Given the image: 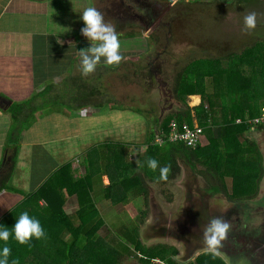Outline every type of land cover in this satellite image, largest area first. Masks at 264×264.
<instances>
[{"label": "trees", "instance_id": "obj_1", "mask_svg": "<svg viewBox=\"0 0 264 264\" xmlns=\"http://www.w3.org/2000/svg\"><path fill=\"white\" fill-rule=\"evenodd\" d=\"M233 1L242 4L244 0ZM233 1L228 3L235 4ZM104 4L105 0H101L98 10L101 11ZM142 5L144 4L139 6ZM143 7L150 9L148 5ZM109 14L106 12L105 15ZM135 34L137 33L127 32L117 35L118 38H130ZM244 50L245 52L241 50L232 54L227 52L221 55V58L197 57L177 71L172 88L176 109L161 121L155 118L153 122L158 123V127L154 130L150 128L140 143L134 142L136 158L133 161L112 151L109 143H96L85 150L82 159L85 165L83 175L72 177L69 164L63 163L34 191L24 193L22 200L0 224L10 227L21 211H27L30 216L40 221L46 236L42 239H31L28 244H19L10 236L7 242L11 250L9 260L15 257L18 264H118L120 257L133 253L143 264H154L150 262L154 257H159L169 264H179L174 258L177 256L174 247L167 244L149 247L142 245L138 235L139 225L132 219L121 217L126 223L129 222L120 224L119 230L123 238L114 242L112 237L110 241L111 233L108 227L102 229L104 215L99 212L93 200V179L96 184L101 185L102 197L109 201L110 210L117 214L123 212L124 204L140 199L142 204L146 203L149 183L156 182L163 186L175 178L180 164L186 165L194 174L205 180L206 186H201L200 190L206 198L222 192L226 194L225 198L229 199H245L256 195L258 184L254 181L258 175V178L263 175L262 161L256 142L244 134L249 131V119L260 116L264 107V40L255 41ZM222 60L224 63H221ZM221 64L227 66L222 67ZM244 64L249 68V73L243 72ZM109 70L112 73L117 71L116 66L108 67L107 71ZM96 77L98 80L91 82L89 88L79 81L77 95L85 103L98 107L100 103L97 94L101 92L100 89L106 87L102 72ZM190 94H198L201 98L198 104L191 107L186 103V96ZM15 106L12 110H15ZM116 107L125 110L127 106L115 100L110 102V109ZM128 110L141 112L140 109L132 107ZM172 119L179 123L186 122L188 126H192L195 119L202 127L208 143L188 147L181 141L170 142L166 138H163V143L155 142L158 132H168ZM236 119L240 121L236 122ZM254 129L258 131L264 127L256 124ZM142 145L144 148L140 149ZM11 155L13 162L15 152ZM146 157L157 159L161 166H170L166 181L158 179V168L155 171L147 168L144 163ZM3 168L0 190L9 187L6 182L11 176V170L8 171V167ZM93 173L96 175L93 176ZM103 174L109 179L106 185L101 183L100 176ZM225 181L228 186L224 187ZM51 184L53 187H50ZM95 191H98L97 187ZM161 191L167 202L172 201L170 193L164 192V189ZM71 194L76 196L78 209L73 215H68L61 210L60 205L64 198ZM97 195L101 196V192ZM40 200L44 201V206L39 204ZM137 209L141 218L139 219L143 222L146 209H142L140 205ZM111 213L112 211L108 215ZM137 251L142 255L137 256ZM29 255L32 256V261H26ZM194 261L196 264H226L211 252L200 253Z\"/></svg>", "mask_w": 264, "mask_h": 264}, {"label": "rangeland", "instance_id": "obj_2", "mask_svg": "<svg viewBox=\"0 0 264 264\" xmlns=\"http://www.w3.org/2000/svg\"><path fill=\"white\" fill-rule=\"evenodd\" d=\"M85 1L88 2L87 0ZM94 1V7L98 9V0ZM229 1L233 0H175L174 3H170V0H105V4L102 5L103 9L101 11L104 13L105 20L113 24L117 34L122 35L127 32L137 33L133 37H130L131 39L134 38V42L128 41V37L119 38L120 41H125V43L128 41L126 46L128 49L129 47L131 48L132 43H137V45L132 48L133 50L125 51L129 56L134 57V61L133 59L130 60L126 57L127 61L133 62L130 64L127 63L126 67H123V69L120 65L117 72H111V75H107L110 78L105 81L104 86L106 88L102 95L105 102L110 100V102L113 103L115 100L121 102L123 106L126 105L132 108H138L140 106V108H142L141 112H130L141 118L147 117V122L131 125V131H134L136 129L135 127H137L139 132H145L146 135L152 126L151 123H153V120L155 119V113L153 115V112L149 111L152 106L156 108L155 112L157 114L159 107L166 108L169 105L174 106L170 100V97H174L172 90L174 85V75L187 62L197 57L214 59L216 57L221 58V55L227 52L230 54L241 50L245 52L246 49L244 50V48L247 46L253 45L255 41L264 40V0H244L242 4L235 3L234 1L233 3L235 4H229L231 3ZM59 3L62 5L63 1L60 0ZM141 3L145 6H150V9L143 7L144 5L140 7L139 5H141ZM137 5L139 7H136ZM72 6L77 7V9L80 6V11H82L85 4L81 3V0H75L72 2ZM77 9H71V11L74 12V15H71V20L77 17ZM60 11L62 12V15H60V22H63V17L67 13L66 8L63 7ZM106 12L110 14L107 16L105 15ZM250 12L256 14L257 21L256 27L251 31L246 30L243 27V17ZM148 13H150L152 18L148 19ZM76 21L79 22L78 31L73 34L76 42H79L80 44L85 42L90 43L80 33V28L83 23L80 19V15H78V19H75V22ZM63 28H66V26H63ZM219 60L221 61V59ZM222 61L223 62L221 63H224V60ZM221 66L224 67L227 65L223 66L221 64ZM242 67L244 73H249V68L245 64ZM93 79L98 80L97 77L92 76L90 82H93ZM150 79H152V81ZM148 81H150V83ZM106 82L107 84L109 83V85H106ZM168 89H170V97L165 94L168 93ZM144 90L149 92L145 93ZM108 92L112 93L111 96ZM186 99L188 106L191 107L195 105L191 104L188 95L186 96ZM200 100L201 98H199L198 101L200 102ZM156 103H158V105ZM144 109L148 110L145 111ZM88 110L89 109H87V112ZM102 111L104 112V110ZM102 111L99 108H90L89 112L98 114L100 112L102 113ZM161 113L162 112L159 111V115ZM84 114L85 112L80 110V115ZM121 115L126 116V114ZM93 116L95 115L90 114L83 117L80 119L79 123H82L83 126L85 123H107V114L101 119L98 117L92 118ZM112 124L110 126L108 124V126H105L102 129H97V131L91 132L90 138L97 140L102 139V142L109 143L112 151L124 155L127 159L133 161L136 158L134 152L135 149H133L134 142L140 143L143 139L139 137L135 140L122 141L118 137L123 136L122 130L125 129L127 131L128 123L117 121ZM251 127L252 126L250 125L249 128ZM259 132L262 131H254L251 136L259 135ZM244 135H249L248 138H251L248 133H245ZM111 136H115L116 139L111 138ZM207 143L206 140L205 143H201L199 146L206 145ZM143 148L144 145L140 147V149ZM262 154H264V152H262ZM78 162H80V159L79 161H75V168L77 171L75 170L74 172L77 174V177L85 173L83 166L80 163L78 164ZM262 164L264 166L263 157ZM257 178L254 181V183L258 184L257 188L259 189L261 185L264 189V177L260 175L258 181ZM103 181H106L104 177ZM226 182L227 181L223 183L224 187L226 185L228 186ZM149 184L147 202L145 203L143 201L145 204H142L140 199V201L137 200L136 202H131L127 205L124 204L125 210L122 214V216L126 215L125 219H132L134 222L138 223L139 240L144 246H153L157 244L154 241L160 238L158 233L161 231L162 226L169 224L168 216H172L178 206H181L182 208L183 200H186V197H183L184 189L187 186L196 185L199 189H202L200 188L201 186H206L205 180L198 177L197 174H194L193 171L189 169V167L183 164H180L179 172L175 178L169 180L163 186L156 182H150ZM255 187L254 184V193ZM161 189H164V192L172 195V201H166L164 195L161 193ZM226 189L230 191V188L227 187ZM220 196L222 201L221 206H225L226 199L222 195ZM201 199L204 202L206 201L204 198ZM138 205L142 206V209H146V216L143 222L138 215ZM205 206L208 208L205 207L206 209L202 208L201 210V215H203L201 225L192 224L191 221L184 222V232L185 237H187L186 242L194 239L192 238L195 236L193 232L198 231L197 226L202 228L200 233L202 234L203 229L206 226L204 224L205 221L208 224L209 218L214 216L213 213H217L210 210L214 208L210 203ZM197 209H199V207H197ZM180 211L183 212L182 209H180L179 212ZM235 216L237 217L235 218ZM215 217L224 218V216ZM102 218L104 221L102 229L108 227L107 229H109V232L111 233L109 240L112 241V237L114 242L116 239H122L123 236L121 235L122 232H120L119 227L121 222L122 224L123 222L126 223L125 219L123 221L121 216L115 212L109 215L106 214ZM228 222L231 227L226 239L222 241L223 246H228L229 249L233 248L234 252L237 254L247 253V250H251L253 254H255V260H257L259 264H264V190H262L261 193L256 194L255 199L251 201L248 211L244 214L239 213L238 215H231V220ZM166 230L172 229L167 227L164 231ZM247 234L253 236L254 239L246 238L245 235ZM118 242L119 240H117V244ZM124 243L126 244L125 241ZM167 244H170V242H167ZM181 245L183 246L182 242ZM130 248L132 249L131 245ZM174 250L176 252V249ZM201 250H206V248L204 247ZM217 253L219 254V252ZM175 257V259L180 258V254H177ZM26 258V261H32L31 255ZM155 258L157 257H154L153 259ZM118 264L143 263L138 258L126 257L123 255L120 257Z\"/></svg>", "mask_w": 264, "mask_h": 264}, {"label": "crops", "instance_id": "obj_3", "mask_svg": "<svg viewBox=\"0 0 264 264\" xmlns=\"http://www.w3.org/2000/svg\"><path fill=\"white\" fill-rule=\"evenodd\" d=\"M62 1L60 5V0H0V176L3 173V167H8V171L11 170V176L6 182L9 187L0 190V222L12 209H15L24 193L34 191L63 163L69 164L70 174L77 178L74 172L76 170L75 161L80 159L78 164L80 163L85 170L82 160L85 150L96 143H104L102 139L90 138L91 132L118 121L128 123L127 131L122 130L123 136L118 137L122 141L145 137V132H139L137 127L131 131V125L146 123L147 117L141 118L133 115L128 110L130 106L125 107V110L117 107L110 109V100L105 102L102 97L105 89H100L101 92L97 94L99 97L97 100L100 103L98 107L78 98L79 81L89 88L92 76L96 77L99 72H102V77L107 81L110 78L107 75L111 71H107L110 66L99 65L89 75H80L79 50L90 46L88 42L83 44L76 42L73 35L78 31L79 22H75V19H78L80 15L81 5L77 9L72 6L75 0ZM87 1L81 0V3L85 4L84 7L95 6L94 0ZM100 2L101 0H98L97 4ZM63 7L66 8L67 13L63 17V22H60V15H62L60 9ZM71 9H77V17L73 20H71V15H74V12ZM133 39L128 38V41H133ZM127 42L120 41L122 60L116 69L120 65L123 69L127 63L134 61V57L129 56L125 51L133 50L132 48L137 43H132L131 48L128 49L126 48ZM126 57L133 61H127ZM94 81L96 79H93ZM105 81L103 80L104 83ZM144 92L149 91L144 90ZM108 93L111 96L112 93ZM188 96L191 104L196 105L199 102L200 95L190 94ZM192 96H197V100L192 101ZM14 105L16 108L12 110ZM169 107H159L158 114L153 106L149 111H152L153 115L155 113V118L161 121L167 115L172 114V111L176 109V103ZM90 108H99L104 112L98 113L102 115L90 113ZM87 109H89L88 112ZM138 109L142 111L140 106ZM80 110L85 114L80 115ZM159 111L162 112L160 115ZM90 114L95 115L92 118L100 119L107 114V123H85L84 126L79 123L80 119ZM121 114H126V116ZM193 122L195 123L196 120L194 119ZM151 125L150 128L154 130L159 124L153 122ZM111 138L116 139L115 136ZM206 140L204 138L202 143ZM13 151L15 155L12 162L11 153ZM95 175L93 173V176ZM100 177L102 185L109 183L106 174ZM103 177L106 181H103ZM50 187H53L52 184ZM96 187L98 191H95ZM92 188L93 200L99 212L104 216L108 215L111 206L109 201L102 197L101 185L96 184L93 179ZM100 192L101 196H98ZM39 204L44 206L45 203L40 200ZM60 208L65 214L73 215L78 209L76 196L67 195ZM122 214L123 212H120L119 215L126 218ZM162 236L159 234L160 238L154 242L157 244L170 242L167 245L176 249V255L180 254L181 247L175 244V240H166ZM200 253L197 254L195 251L175 260L179 264H192ZM138 254L142 255L137 251L136 255ZM214 255L222 259L218 253ZM125 256L134 257L133 253H126ZM160 260L165 262V260Z\"/></svg>", "mask_w": 264, "mask_h": 264}, {"label": "clouds", "instance_id": "obj_4", "mask_svg": "<svg viewBox=\"0 0 264 264\" xmlns=\"http://www.w3.org/2000/svg\"><path fill=\"white\" fill-rule=\"evenodd\" d=\"M174 2L175 0H170V3ZM80 19L83 22L80 33L90 42L89 47L79 50L78 70L80 75H89L99 65H119L122 60L121 43L113 24L105 20L104 13L89 5L80 11ZM256 23L254 12L243 17V27L246 30L254 29ZM251 126L246 133L250 134L256 131L255 125L251 124ZM258 126L264 127L263 124H258ZM258 131L264 132V129ZM257 150L261 153L260 148ZM144 163L147 168L153 171L158 168L160 181L168 179L170 171L168 164L161 166L157 159L151 157H146ZM230 227V223L220 217L209 220L202 232V240L208 252L215 254L223 247L222 241L226 239ZM10 236L19 244H28L31 239L45 238L46 233L40 221L34 216H30L27 211H21L10 227L0 224V264H18V259L15 257L9 260L11 250L7 242Z\"/></svg>", "mask_w": 264, "mask_h": 264}, {"label": "flooded vegetation", "instance_id": "obj_5", "mask_svg": "<svg viewBox=\"0 0 264 264\" xmlns=\"http://www.w3.org/2000/svg\"><path fill=\"white\" fill-rule=\"evenodd\" d=\"M148 15H149L148 19L152 18L150 13H148ZM150 80L152 81V79H150ZM148 82L150 83V81H148ZM169 93H170V89H168V93H165V94L170 97ZM170 100L172 101L173 105H175L176 101L173 99V97H170ZM167 107H169V106H167ZM252 134L253 133L251 132L250 136ZM248 137H249V135H248ZM250 139L253 142L255 141L256 144H257V147L260 148L261 153L259 152L260 153L259 156H261V161H262V157L264 159V154H262V152H264V132H259V135H253V136H251ZM262 167H263V173H264L263 164H262ZM262 177H264V176L262 175ZM262 190H264V189L260 185V187L257 190L256 194L261 193ZM220 195H222L223 197L226 196V194L222 192L221 194H215V195L213 194L210 198L205 199L206 201H209L210 205L214 206V208L210 209V210H212V212H217V213H213L214 216H211L209 218V220L211 218H214L215 216H221V217L224 216V218H222V219L226 220V221H229V220H231V215H236V214L238 215L239 213H243L244 214L246 211L249 210V207L251 205V201L254 200L255 196H256V195H251L250 197L245 198V199H234V198L229 199V198H225L226 199V204H225V206H221V202L222 201H221V196ZM192 202L187 201L186 205L184 207L182 206V208H181V206H178V208L174 211L172 216L173 215H174L173 217L179 216L181 218V220L184 219L185 218L184 213L182 211L179 212V210L182 209V210L185 211V208L187 206H189L190 204H192ZM195 202H197V205H199V206L192 207V209H191V207H188V208L190 209V211L193 210V211L197 212V214L191 216L189 220L195 219L196 224H200L201 225L202 221H203L202 220L203 215H201V210H202V208L206 209L205 207H207V206H205V205H207L208 203L206 202V204H205L204 201H195ZM203 205H204V207H203ZM197 207H199V209H197ZM209 216H210V214H209ZM236 217L237 216H235V218ZM169 219H171V218H169ZM209 220H208V223H209ZM168 227H169V229H173V226H171V225H168ZM166 228H167L166 225H163L161 230H165ZM182 228L183 227L181 226V229ZM197 230L198 231H196V232L194 231L193 232V234H195V236L192 237V238H194L193 239L194 241L191 240V241L186 242L187 237H185V234H183V233H180V236L176 235V238L181 240L182 243H183V246H184L182 251L180 252V257H185L184 255H188V254H190L192 252L201 250V249H203L205 247L204 243H203V240H202V234H200L201 231H202V228L197 226ZM178 232H180V231H178ZM167 236H169V234ZM245 237L248 238V239H252V240L254 239L253 236H251L249 234L245 235ZM263 237H264V234H263ZM201 251H204V250H201ZM218 252H219L220 255H222L224 257V258L222 257V259L227 264H237V263H241V264H259L257 262V260H255V254H253V252L251 250H247V253H241V254L238 253L237 254L236 252H234L233 248L229 249L228 246H223Z\"/></svg>", "mask_w": 264, "mask_h": 264}, {"label": "built area", "instance_id": "obj_6", "mask_svg": "<svg viewBox=\"0 0 264 264\" xmlns=\"http://www.w3.org/2000/svg\"><path fill=\"white\" fill-rule=\"evenodd\" d=\"M261 115L258 117L250 118V122L248 124H263L264 125V107H262ZM240 119H236V122H239ZM262 122V123H257ZM170 142L181 141L184 145L188 147H196L198 144L202 143V140L205 138L203 134L202 127L197 124V122L193 123L192 126H188L186 122L179 123L175 119L170 120L169 129L167 133L158 132L155 136V142L163 143L164 139ZM152 263L157 264H166L164 261H161L158 258L151 259ZM192 264H196L193 262ZM227 264V263H226Z\"/></svg>", "mask_w": 264, "mask_h": 264}, {"label": "water", "instance_id": "obj_7", "mask_svg": "<svg viewBox=\"0 0 264 264\" xmlns=\"http://www.w3.org/2000/svg\"><path fill=\"white\" fill-rule=\"evenodd\" d=\"M203 194L204 193L197 186L186 187L184 189V196H183L184 198L186 197L185 198L186 200H183V203H182L183 205L182 206L184 207L186 205L187 201H189V202L193 201V202H192V204H190L189 206H187L185 208V211L183 210L185 218L181 220V218L179 216H176V217L169 216L168 218H171V219H169V224H167L166 227H168V225H171V226L173 225L174 229L167 230L168 232L164 231V230H161L158 233V234H162L163 235L162 236L163 239H166V240L167 239L168 240L169 239H173V240H175L174 241L175 244H178L179 247H181V251L183 249V246L181 245L182 241L179 240L178 238H176V235L180 236V233L185 234V232H184V222H190L191 221L192 224H196L195 219H191V220H189V219H190L191 216L197 214V212H195L193 210L190 211V209L188 207H191V209H192V207L199 206V205H197V202H195V201H203L201 198L207 199ZM206 202L209 204V201H206ZM206 208H208V207H206ZM204 224L207 225L206 222ZM181 226L183 227L182 229H181ZM178 231H180V232H178ZM168 234H169V236H167ZM170 241H172V240H170ZM204 251H206V250H204ZM201 252H203V251H201ZM198 253H200V251H197V254Z\"/></svg>", "mask_w": 264, "mask_h": 264}, {"label": "bare ground", "instance_id": "obj_8", "mask_svg": "<svg viewBox=\"0 0 264 264\" xmlns=\"http://www.w3.org/2000/svg\"><path fill=\"white\" fill-rule=\"evenodd\" d=\"M197 100V96H192V101Z\"/></svg>", "mask_w": 264, "mask_h": 264}]
</instances>
